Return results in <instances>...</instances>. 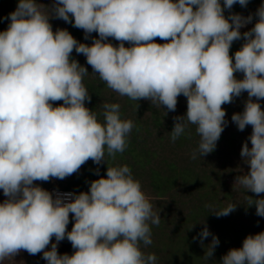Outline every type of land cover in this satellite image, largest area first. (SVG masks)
I'll list each match as a JSON object with an SVG mask.
<instances>
[{
	"label": "clouds",
	"instance_id": "1",
	"mask_svg": "<svg viewBox=\"0 0 264 264\" xmlns=\"http://www.w3.org/2000/svg\"><path fill=\"white\" fill-rule=\"evenodd\" d=\"M248 3L54 0L49 8L37 0H18L7 29L0 31V190L6 197L0 202V264L22 251L42 253L47 264H157L156 255L146 254L141 244L153 243L150 225L158 226L161 217L131 168L106 161L126 150L135 124L122 119L119 103L104 102L99 113L86 107L91 96L83 81L89 72L72 58L73 51L84 55L93 73L121 97L175 112L183 95L186 114L173 118L169 134L175 143L195 126L199 141L193 160L215 150L227 124L223 105L247 93L243 111L233 113L231 121L240 131L251 126V147L246 141L240 152L248 171L233 185L255 194L246 195V206L255 205V214L264 217V3L244 32L253 15L231 12L235 4ZM53 18L82 29L85 39L92 33L98 38L81 43L67 29L54 31ZM241 39L240 49L230 55ZM89 160L106 163L107 170L88 191L53 195L34 183L63 180ZM206 207L224 217L237 203ZM210 235L206 261L218 237L206 225L193 237L204 246ZM65 238L74 249L71 255L58 252ZM221 264H264V231L229 249Z\"/></svg>",
	"mask_w": 264,
	"mask_h": 264
},
{
	"label": "trees",
	"instance_id": "2",
	"mask_svg": "<svg viewBox=\"0 0 264 264\" xmlns=\"http://www.w3.org/2000/svg\"><path fill=\"white\" fill-rule=\"evenodd\" d=\"M38 3L41 0H37ZM18 0H0V31L7 29L9 13L17 7ZM223 3V0H221ZM264 0H249L247 7L235 4L232 13L243 16L253 15L252 25L242 28L241 32L253 27L255 12ZM52 6V5H51ZM49 6V8L51 7ZM229 11L225 10V16ZM53 30L67 29L73 37L85 44H91L93 38H98L97 33H92L85 39L82 29L73 27L61 19H51ZM109 42L118 45V41L109 38ZM156 43L165 41L156 38ZM243 39L235 41L230 49V55L240 49ZM125 46H130L125 42ZM72 58L88 69L89 74L84 77V84L91 96V102H86V107L96 112H101L104 102L119 103L121 105L122 119H131L135 127L129 136V142L123 153H118L115 160L106 156L109 166L127 164L133 176L141 182L142 189L153 204L154 211L159 213V225H150L153 243L148 246L141 244L142 250L154 253L157 264H221V258L231 248L242 247L244 238L264 231V217L257 216L255 205L246 206V195L255 197L240 186L233 185L235 178L248 171L240 152L244 142L251 134V126L240 131L231 121L233 113L242 112L247 93L234 99L231 104L223 105L226 110L224 131L219 138L215 150L196 160L191 159V152L198 145L199 136L195 126H190V131L179 137L175 143L170 139V132L174 126V117L186 114L187 101L181 95L178 97L175 112H167L166 108H157L150 101H132L121 97L116 92L107 88L106 84L93 73L86 57L82 54L72 53ZM237 79H242V73L235 74ZM63 102H56L59 106ZM264 108V100L260 101ZM167 112V115L166 113ZM99 168V174L96 169ZM107 164H94L89 160L81 169L63 179H51L48 182L36 181L40 187L51 192V189L65 190L72 193L88 191L90 182L106 177ZM0 195L3 191L0 190ZM6 198V197H5ZM237 203L234 212L224 217H217L206 205L223 207L227 203ZM74 221L67 226L70 231ZM192 225H194L192 227ZM207 226L210 233L218 237L220 243L209 261L204 260V252L211 242L212 236L204 239L203 244L199 239L193 240L202 229ZM192 227V228H191ZM191 228V229H190ZM49 245V249H50ZM59 254H73L71 243L65 238L58 245ZM43 254L27 255L25 264H47L42 258Z\"/></svg>",
	"mask_w": 264,
	"mask_h": 264
},
{
	"label": "rangeland",
	"instance_id": "3",
	"mask_svg": "<svg viewBox=\"0 0 264 264\" xmlns=\"http://www.w3.org/2000/svg\"><path fill=\"white\" fill-rule=\"evenodd\" d=\"M54 0H41V4L49 7L53 4ZM252 25L248 24L246 27ZM245 28V27H244ZM52 193V192H51ZM6 199L5 197H3L2 195H0V202H3V200ZM53 242H55V238L53 237ZM28 253L26 251H22L19 255H17L16 257H14V259L12 260H5L2 262V264H25V260L27 257Z\"/></svg>",
	"mask_w": 264,
	"mask_h": 264
},
{
	"label": "built area",
	"instance_id": "4",
	"mask_svg": "<svg viewBox=\"0 0 264 264\" xmlns=\"http://www.w3.org/2000/svg\"><path fill=\"white\" fill-rule=\"evenodd\" d=\"M51 192L53 193V195H55L57 192H59V193H70V191L57 190V189H51Z\"/></svg>",
	"mask_w": 264,
	"mask_h": 264
}]
</instances>
